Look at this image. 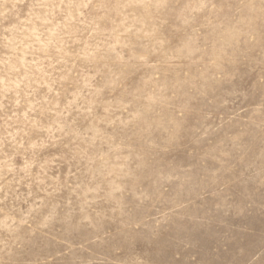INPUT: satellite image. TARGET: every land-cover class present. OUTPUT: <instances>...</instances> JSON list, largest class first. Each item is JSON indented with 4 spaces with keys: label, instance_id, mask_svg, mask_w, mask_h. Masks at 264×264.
I'll return each mask as SVG.
<instances>
[{
    "label": "rangeland",
    "instance_id": "374dc122",
    "mask_svg": "<svg viewBox=\"0 0 264 264\" xmlns=\"http://www.w3.org/2000/svg\"><path fill=\"white\" fill-rule=\"evenodd\" d=\"M0 264H264V0H0Z\"/></svg>",
    "mask_w": 264,
    "mask_h": 264
}]
</instances>
